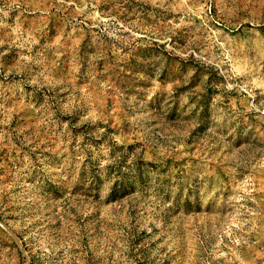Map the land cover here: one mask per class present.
Masks as SVG:
<instances>
[{
    "label": "rangeland",
    "instance_id": "1",
    "mask_svg": "<svg viewBox=\"0 0 264 264\" xmlns=\"http://www.w3.org/2000/svg\"><path fill=\"white\" fill-rule=\"evenodd\" d=\"M0 264H264V0H0Z\"/></svg>",
    "mask_w": 264,
    "mask_h": 264
}]
</instances>
